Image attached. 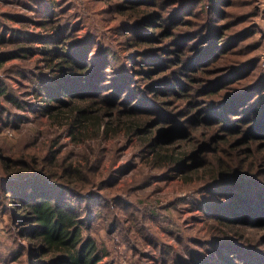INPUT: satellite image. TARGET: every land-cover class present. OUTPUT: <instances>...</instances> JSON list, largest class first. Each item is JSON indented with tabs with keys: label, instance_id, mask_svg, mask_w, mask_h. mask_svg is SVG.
<instances>
[{
	"label": "rangeland",
	"instance_id": "1",
	"mask_svg": "<svg viewBox=\"0 0 264 264\" xmlns=\"http://www.w3.org/2000/svg\"><path fill=\"white\" fill-rule=\"evenodd\" d=\"M143 1L158 3L149 10L164 15L156 16L162 26L152 29L155 37L141 53L125 44L122 28L135 18L120 8V0H0V35L26 32L0 50L22 43L41 48L42 39L30 35L51 32L42 21L52 20L92 41V51L109 46L123 57L133 51L151 57L150 65L128 63L136 70L128 72L124 100L110 106L151 105L150 129L156 125L166 135L174 129L178 138L163 143L166 148L199 150L186 160L189 167L176 171L159 161L141 134L126 133L117 115H105L100 133L84 121L70 135L71 114L52 119L35 112L38 90L58 73L41 52L0 66L10 94L0 93V154L43 169L58 152L59 173L70 164L87 168L82 183L96 195L83 199L85 233L96 238L104 263L264 264V0H183V7L171 3L164 11L160 0ZM241 92L239 99L229 98ZM111 94L108 101H117L119 93ZM127 97L136 101L126 105ZM232 105L241 108L238 116L231 114ZM220 155L251 171L256 179L249 192L232 199L208 185L213 178L205 168L214 167ZM1 160L0 264H26L30 243L20 236L5 196L11 175ZM246 209L254 212L252 219ZM216 240L229 242L220 247L211 243Z\"/></svg>",
	"mask_w": 264,
	"mask_h": 264
},
{
	"label": "trees",
	"instance_id": "2",
	"mask_svg": "<svg viewBox=\"0 0 264 264\" xmlns=\"http://www.w3.org/2000/svg\"><path fill=\"white\" fill-rule=\"evenodd\" d=\"M160 1L162 2L159 8L162 11L171 3H175V8L185 5L183 0ZM120 3V8H123L124 12L128 11L131 17L135 18L134 22L126 23L127 25L122 28L125 44L130 49L139 48L141 53L155 37L152 29L157 30L162 26L155 22L156 16L163 17L164 13L154 15L156 11L149 10L150 5H154L155 2L120 0ZM157 5L158 3L155 4L156 7ZM136 11L139 12L135 13ZM42 24L51 32L30 35L36 37L34 39H42L41 48L22 43L9 50H0V66L12 58L28 57L41 52L45 61L55 72H58L50 83L43 84L38 90L41 100L35 112L48 115L52 119L59 117L62 113L71 114L73 119L69 127L70 135L75 125L84 121L92 123L97 133H100L101 126L107 123L105 115L111 113L112 119L117 115L119 123L126 127V133L128 135L141 134L150 148L149 151L154 152L159 161L168 164L176 171H184L189 167L186 160L189 157H196L199 150L166 148L163 143L169 145L176 142L178 138L171 133L174 129L169 130L167 135L165 129L158 131L156 125L150 129L153 125L150 123L149 114L151 105L129 109L110 106L112 103L124 100L120 99L123 96L122 90L125 91L124 84L128 79L131 80L128 72L136 70L128 63L150 65L153 61L151 57L139 58V55H134V51L133 54L123 57L109 46H103L95 52L92 51V41L77 38L64 24L56 25L52 20H43ZM24 33L26 32L15 30L9 39L6 38V33L0 35V46L16 41V37L19 38V35H24ZM217 33L218 36L221 35ZM127 57L130 58L126 62L124 58ZM143 65L139 69L151 75V68L146 70ZM122 76L123 80H121ZM135 87L142 90L138 85ZM112 92L114 95L119 93L117 101H108L107 98L112 96ZM0 93L10 97L1 80ZM241 95L243 92L230 95L229 98L239 99ZM128 99L129 103L136 101L127 97L125 98L126 105ZM231 108L234 109L232 111L237 112H231V114L238 116L241 108H235L234 105ZM125 118L127 119L123 120ZM107 130L108 128L106 132ZM155 131L157 133L154 136L152 134ZM177 133L181 135L183 132L177 131ZM196 140H191L188 144H193ZM227 143L231 146L230 142ZM57 153L54 152L50 157L52 163L50 168L44 167L43 169H39L34 164L35 162L13 160L0 154L4 169L11 175L4 182V185H11V189H4L5 196L10 200L11 208L15 211L14 217L18 223L20 222V236L29 240L30 243L26 264H108L103 262L104 254L96 238L85 233L86 222L82 213L83 199L88 200L96 195L86 191L83 186L82 182L85 181L87 168H78L70 164L64 173H59L60 163ZM205 169L206 173L213 178L208 185L221 188L220 195L230 198L238 193L249 192L247 186L252 185L251 180L256 179L251 171L240 162L228 161L221 155L216 157L214 167L211 165ZM8 183L11 184L8 185ZM22 186V192L17 194V190ZM51 187L59 191H53ZM2 205L0 203V206ZM246 212L247 217L252 219L249 214L254 215V212L250 209H246ZM227 242L229 241H211L220 247L226 245ZM19 256L21 253L17 258ZM201 264H209V262L205 261Z\"/></svg>",
	"mask_w": 264,
	"mask_h": 264
}]
</instances>
